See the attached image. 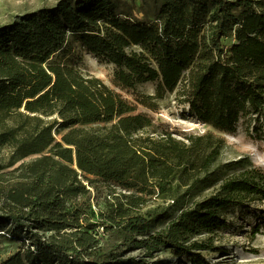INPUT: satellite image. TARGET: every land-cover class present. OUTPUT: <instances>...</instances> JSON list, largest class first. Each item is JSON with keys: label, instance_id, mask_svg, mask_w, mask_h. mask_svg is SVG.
Wrapping results in <instances>:
<instances>
[{"label": "trees", "instance_id": "1", "mask_svg": "<svg viewBox=\"0 0 264 264\" xmlns=\"http://www.w3.org/2000/svg\"><path fill=\"white\" fill-rule=\"evenodd\" d=\"M70 36L115 65L116 86L155 92L131 101L84 75ZM167 92L217 130L263 129L264 0H58L0 26V221L30 242L1 264H142L131 250L161 246L197 263L213 237L193 238L264 200L261 167L219 162L223 137L158 130L140 106L158 111ZM100 185L115 201L84 222L79 198ZM154 195L173 205L140 213Z\"/></svg>", "mask_w": 264, "mask_h": 264}, {"label": "rangeland", "instance_id": "2", "mask_svg": "<svg viewBox=\"0 0 264 264\" xmlns=\"http://www.w3.org/2000/svg\"><path fill=\"white\" fill-rule=\"evenodd\" d=\"M57 2L58 0H0V26L8 24L28 12L42 7H51ZM67 47L73 64L84 75L100 78L131 101L135 100V92L154 93L156 90L157 83L153 81L138 84L134 90L118 87L113 83L115 65L89 52L73 36H70ZM158 104V111H152L142 106L140 109L153 116L160 132L170 131L173 136L178 138H185L190 134L213 133L225 139V147L219 162L227 163L249 157L252 164L264 170L263 126V129L259 128V132H255L251 130L249 119H243L233 132L217 130L192 115L186 106L178 101L175 92H167L162 99L158 100ZM213 189L214 187L205 190L202 196L210 194ZM123 191L117 189L115 195ZM107 199L115 201L114 196L109 195L107 187L103 185H100L97 190L92 189L86 196L80 197L79 200L84 206L81 207V209L83 208V221H102L101 213L108 208ZM171 205H173L171 199L154 195L146 204L142 205L139 211L143 214L148 211L164 212ZM173 210L179 211L177 208H173ZM224 218L226 225L220 228L216 234L204 233L193 238L213 237L212 249L196 251L202 258L201 262H192L187 256L178 255L166 246H161L153 253V256L148 255L141 248L131 250L130 255L143 259L142 264H264V200H254L243 206L233 207ZM168 222V218H162L154 231L163 229ZM15 227L12 223L0 221V264L21 248L30 245L25 228ZM13 228L16 229L15 235L12 231ZM98 229L102 231L103 228L100 226ZM45 232L49 234L48 231Z\"/></svg>", "mask_w": 264, "mask_h": 264}]
</instances>
